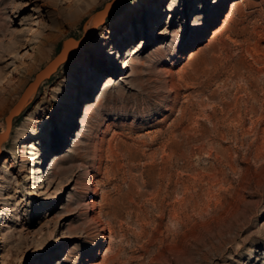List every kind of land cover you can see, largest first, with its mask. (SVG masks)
<instances>
[{
    "label": "rangeland",
    "instance_id": "374dc122",
    "mask_svg": "<svg viewBox=\"0 0 264 264\" xmlns=\"http://www.w3.org/2000/svg\"><path fill=\"white\" fill-rule=\"evenodd\" d=\"M109 1L0 0V132ZM93 33L1 146L0 264H264V0H120Z\"/></svg>",
    "mask_w": 264,
    "mask_h": 264
},
{
    "label": "water",
    "instance_id": "95a60500",
    "mask_svg": "<svg viewBox=\"0 0 264 264\" xmlns=\"http://www.w3.org/2000/svg\"><path fill=\"white\" fill-rule=\"evenodd\" d=\"M119 1L120 0H111L110 2H107L102 9L97 11V13L101 15L105 13V10L109 4L111 5V9H110V13H111V11L114 9V7ZM97 25L98 24L95 23L93 27L90 29V31L83 34L82 37L79 39L70 37L64 40L60 52L44 68H42L39 72L36 73L34 80L29 82L21 100L12 108L11 112L8 114L6 118L7 127L5 132H0V152H1L2 144L9 137L14 118L20 115L21 112L26 108V106L31 101L32 97L39 89L41 83L46 79L50 78L57 71L59 66H61L70 56H72L78 50L80 45L86 42L88 37L97 28ZM68 42H71L72 47L66 50V45L68 44Z\"/></svg>",
    "mask_w": 264,
    "mask_h": 264
},
{
    "label": "bare ground",
    "instance_id": "6f19581e",
    "mask_svg": "<svg viewBox=\"0 0 264 264\" xmlns=\"http://www.w3.org/2000/svg\"><path fill=\"white\" fill-rule=\"evenodd\" d=\"M87 0H77V2H75L76 4H75V6L76 7H78V6H80V7H83V5L85 4V2H86ZM110 2V1H109ZM74 5V4H73ZM72 8V7H71ZM110 9H111V5L109 4L108 6H107V8H106V10H105V13H103L102 15L101 14H99V13H97V12H95L91 17H90V19L86 22V24H85V26H84V32H83V34H85V33H87V32H89L90 31V29L93 27V25L96 23V24H98L97 25V27L98 26H100V25H102L104 22H105V20H106V18H107V16L110 14ZM154 9H155V7H151V9H150V12L152 13L153 11H154ZM80 13H78V15H79ZM94 34V33H93ZM72 47V44H71V42H68V44L66 45V50L67 49H70ZM35 79V78H34ZM27 88V87H26ZM26 88H25V90H26ZM6 89V90H5ZM5 91H3V93H0V107L5 103V100H6V95H7V93H8V91H7V87H5ZM25 90H24V92L22 93V95H21V97H20V99L18 100V102L21 100V98H22V96L24 95V93H25ZM69 98V94L67 95V97H66V100ZM17 102V103H18ZM16 103V104H17ZM15 104V105H16ZM14 105V106H15ZM13 106V107H14ZM12 107V108H13ZM12 110V109H11ZM11 110H10V112H11ZM9 112V113H10ZM8 116V115H7ZM7 118V117H6ZM6 121V120H5ZM6 127H7V121H6ZM5 130H6V128H5ZM5 130L3 131V132H5ZM31 131H34V126L33 127H30V128H27V131L23 134V136L22 137H24V138H27L26 136H28V134H30V132Z\"/></svg>",
    "mask_w": 264,
    "mask_h": 264
}]
</instances>
